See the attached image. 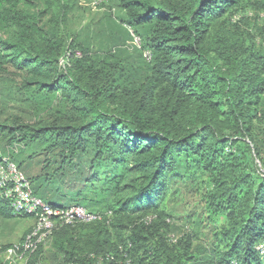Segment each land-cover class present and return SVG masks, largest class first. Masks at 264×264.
Listing matches in <instances>:
<instances>
[{
  "label": "trees",
  "instance_id": "trees-1",
  "mask_svg": "<svg viewBox=\"0 0 264 264\" xmlns=\"http://www.w3.org/2000/svg\"><path fill=\"white\" fill-rule=\"evenodd\" d=\"M112 1L127 36L101 52L65 32L77 0H0V82L9 66L18 70L37 118L0 119L3 154L29 173L37 154H52V174L49 161L27 174L34 194L102 215L59 228L50 264H264V142L253 133L264 126V0L105 7ZM132 32L140 47L130 46ZM120 47L136 52L126 62L138 85L123 73ZM0 99L2 112L12 91L0 90ZM68 176L73 188L53 197L51 185ZM196 179L213 233L205 244L194 231L170 236L168 202L179 183ZM15 215L0 195V217ZM13 248L0 244V253Z\"/></svg>",
  "mask_w": 264,
  "mask_h": 264
},
{
  "label": "rangeland",
  "instance_id": "rangeland-1",
  "mask_svg": "<svg viewBox=\"0 0 264 264\" xmlns=\"http://www.w3.org/2000/svg\"><path fill=\"white\" fill-rule=\"evenodd\" d=\"M78 5L79 4H77L71 12H69L67 17L65 32L66 34H68V36H77L83 44L101 52L112 49L116 40L121 41V43L125 42L123 40L126 39L125 37L127 36L126 30L116 21H119L120 16H122L124 13L116 1L109 2V6H106L105 9L100 12L84 10ZM112 9L115 10V16H113L109 12V10ZM131 36L132 39L130 43L134 41L133 32ZM120 48H122L124 51L121 55L122 60L125 61L123 63V73L128 76L131 84L133 83L134 85H138V77L134 75L130 64L126 62L130 61L128 56L136 57V52L134 53L133 50L129 51L123 47ZM8 70V73L4 74L3 78L5 79L0 82V90H11L12 99L10 102H8L7 106L4 107L3 111L0 112V119L3 120L8 117L17 116L24 123L33 124L37 119L34 105L29 99H27L21 89L20 73L12 66H9ZM132 85L130 86L131 88ZM253 133L255 140H257L258 142H264L263 125L255 123L253 127ZM21 147H23V144L17 145V148ZM12 150L14 151L15 149L11 148V151ZM8 153L9 152L6 153L7 156H9ZM29 153L30 152L28 149H24L22 159L27 158ZM52 156V154L46 156V154L42 153L37 154L34 158L30 157L29 159L33 158V170L31 171V173L26 170L27 163L23 164L22 168L26 172V175H37L42 172L41 167L45 166L47 161H49L48 164H50V166L45 173H48V175L52 174L54 172V169L56 168ZM69 178L70 176H68L61 182L59 179V182H57L56 185H51V195L53 197H58L60 196V194L63 195L73 188L72 186L74 182L70 183L68 180ZM198 182L201 181L199 179H196L179 183L180 192L169 200L168 209L170 214L172 215V223H174V225L176 226V229L173 231L175 232L174 235L170 236L173 238H178L186 231H194L199 236V240L197 241V243L205 244L209 240V238L212 237L213 233L209 232L210 226L207 225L208 221H206V211H204L203 206L200 205L201 196L198 191L199 189H201V185ZM37 183L38 181L36 180L35 184ZM34 223L35 220L32 217H22L17 215L10 219H3L0 217V244H13L14 246L18 245L22 241L24 236L29 232V230H31ZM50 248L51 242L47 243L44 246V249L46 251L45 254L47 255V257L40 261L39 264L51 263V259L48 256L51 251ZM13 258H15V256L12 250H7L0 253V260ZM26 262L27 259L23 258L20 261L16 262V264H26Z\"/></svg>",
  "mask_w": 264,
  "mask_h": 264
},
{
  "label": "built area",
  "instance_id": "built-area-1",
  "mask_svg": "<svg viewBox=\"0 0 264 264\" xmlns=\"http://www.w3.org/2000/svg\"><path fill=\"white\" fill-rule=\"evenodd\" d=\"M108 0H78L79 6L92 12H100L105 9ZM111 13L115 16V10ZM126 26V25H125ZM129 30L130 28L126 26ZM130 46L140 47V39L134 36V41ZM70 53L67 55L69 58ZM81 56L80 52H76ZM144 57L149 60L150 52L145 51ZM65 60H62L64 65ZM0 195L3 200L10 203V206L16 215L32 216L35 223L30 232L24 239L15 245L13 254L14 261L18 262L31 253H35L41 246H45L52 241L55 232L65 225H76L80 222H92L102 218L99 213H92L87 208L80 205L71 206H52L42 198L34 194L30 179L21 170L14 161L5 157L0 143ZM108 215H111L109 213ZM258 249L264 253V242Z\"/></svg>",
  "mask_w": 264,
  "mask_h": 264
},
{
  "label": "clouds",
  "instance_id": "clouds-1",
  "mask_svg": "<svg viewBox=\"0 0 264 264\" xmlns=\"http://www.w3.org/2000/svg\"><path fill=\"white\" fill-rule=\"evenodd\" d=\"M21 170H22V169H21ZM22 171H23V170H22ZM23 172H24V171H23ZM24 173H25V172H24ZM25 174H26V173H25ZM26 176H27V175H26ZM32 186H33V185H32ZM45 202H46V201H45ZM32 218H33V217H32ZM31 229H32V228H31ZM30 231H31V230H30ZM30 231H29V232H30ZM25 236H26V235H25ZM25 236H24V237H25Z\"/></svg>",
  "mask_w": 264,
  "mask_h": 264
}]
</instances>
